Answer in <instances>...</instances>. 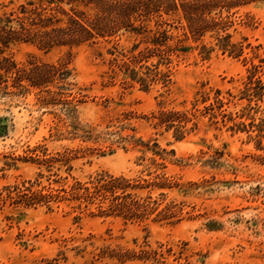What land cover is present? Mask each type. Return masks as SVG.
Here are the masks:
<instances>
[{"label": "rangeland", "instance_id": "374dc122", "mask_svg": "<svg viewBox=\"0 0 264 264\" xmlns=\"http://www.w3.org/2000/svg\"><path fill=\"white\" fill-rule=\"evenodd\" d=\"M224 15L218 39L189 35L186 51L164 52L168 86L111 80L120 53L104 46L10 50L20 65L68 62L72 75L55 99L36 88L0 96V264H264V0ZM172 31V43L184 38L182 26ZM226 34L243 52L222 49ZM210 90L218 101L193 109ZM161 109L195 113L183 139L158 124ZM58 153L67 164L43 163ZM103 173L130 179L129 216L101 211L99 199L80 213L76 200L50 208L7 196L37 179L92 185Z\"/></svg>", "mask_w": 264, "mask_h": 264}, {"label": "trees", "instance_id": "16d2710c", "mask_svg": "<svg viewBox=\"0 0 264 264\" xmlns=\"http://www.w3.org/2000/svg\"><path fill=\"white\" fill-rule=\"evenodd\" d=\"M250 1L253 0H17L18 4L12 8L9 5L0 8V96H24L31 88H36L46 94L45 97L55 99L64 96L61 86L72 75L68 62L55 64L33 59L28 65L18 64L9 52L20 43L33 44L44 52L66 49L69 55L82 46L108 47L110 54L120 53L110 59L111 80L122 77L123 84L138 82L145 89L160 82L168 86L172 64L166 65L164 52L186 51L184 42L189 35L199 39L208 32H215L218 39V30L225 31L223 25L229 18L224 13ZM178 26L184 29V38L172 43L176 38L172 29ZM124 37L128 44L122 43ZM231 38V34L219 37L223 41L222 49L243 52V44H235ZM162 65L167 68L163 69ZM198 93L193 109L211 99L218 101V90ZM191 113H194L192 109H161L154 117L158 124L175 127L176 138L183 139L186 130L181 123L189 120ZM42 161L48 167L56 161L68 163L66 154L60 153ZM53 182L45 184L37 179L29 185L9 189L7 196L14 191L20 204H46L50 208L55 204L60 206V201L76 200L80 203L71 207L80 213L88 207H82L83 204L99 199L101 204L109 203L108 207L100 204L101 211L126 216L137 204V201H128L131 181L125 176L103 173L92 185L77 181L69 187ZM76 218L82 217L77 215Z\"/></svg>", "mask_w": 264, "mask_h": 264}]
</instances>
